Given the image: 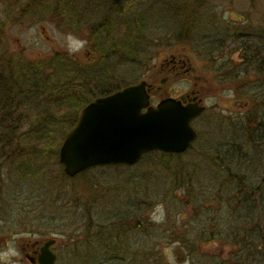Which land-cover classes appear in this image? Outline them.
<instances>
[{
    "label": "rangeland",
    "instance_id": "obj_1",
    "mask_svg": "<svg viewBox=\"0 0 264 264\" xmlns=\"http://www.w3.org/2000/svg\"><path fill=\"white\" fill-rule=\"evenodd\" d=\"M3 1H0V21L5 29L4 45L14 52H24L34 62L63 52L82 63L89 62L95 56L94 52L85 56L90 47L91 27L104 16L117 20L114 13L124 12L127 4V0H119L112 9L114 0H72V8L78 13L68 11L64 17L60 11L63 4H58L57 9L56 0H42L43 6L50 9L46 15L38 14L40 11L34 10L31 0ZM180 4L189 8L194 5L203 11L227 9L245 18L244 23H234L235 16L227 17L229 25L222 28H229L227 35L264 29V0H139L138 5L144 6L139 9V18L148 26L144 37L158 44L176 36L182 18L176 17L172 10ZM254 6L263 12L250 13ZM102 7L105 10L99 11ZM126 15L117 20L115 31L130 18ZM78 21L80 26L71 27ZM222 32L202 28L198 35L203 40L208 35L219 36L221 47L227 42L224 39L226 42L222 43V36H227ZM247 41L245 38L242 42ZM226 46L225 54L230 56L239 48L232 41ZM186 53L195 67L204 66L203 52L197 45L186 46ZM140 67L134 63L124 66L123 73L117 71L119 77L123 74V81H113V89L139 83ZM202 72L211 78L208 71ZM188 86L177 83L173 88L184 91ZM224 98L232 101L231 94ZM207 101L209 106L229 105L214 97ZM256 114V119L264 122V111L258 109ZM219 119L206 115L198 120L195 124L200 135L198 141L190 151L177 157L155 152L136 166L95 169L85 173L87 177L75 179L67 178L54 162L47 160L39 165L32 161L44 174L36 183L28 178L24 184L19 182L18 174L6 170L0 176V264H32L29 259L33 257L32 246L50 238L57 239L53 249L58 256L57 264H113L119 260L133 264L134 259L146 264L142 258L145 253L148 264H264V146L259 142L247 146L242 138H249L252 129L243 132L233 127L235 123L223 124ZM256 131L255 137L260 135V130ZM55 162L58 164V160ZM188 187L192 190L190 195ZM141 203H147V210L136 219L133 213ZM203 206L207 208L199 211ZM195 210L206 226L197 219L190 221ZM120 224L127 229L123 238L132 254L129 257L127 252L105 250L122 233ZM133 225H140L142 230L137 231ZM185 226L194 238L203 232L206 239L212 240L198 245L191 238L186 247L180 241L168 243L158 236L161 231L156 234L158 230L156 233L152 230L164 227L171 231Z\"/></svg>",
    "mask_w": 264,
    "mask_h": 264
},
{
    "label": "trees",
    "instance_id": "obj_2",
    "mask_svg": "<svg viewBox=\"0 0 264 264\" xmlns=\"http://www.w3.org/2000/svg\"><path fill=\"white\" fill-rule=\"evenodd\" d=\"M71 1L56 0L55 6H57V9H59L58 4L60 3L64 7L62 10L60 9L62 11L61 16H67L68 11L74 12V14L78 13L75 8H72L73 3ZM118 3L119 0H114L111 8H116ZM29 4L26 6L29 7ZM31 4L35 6L34 10L40 11H35L39 12L40 15H46L50 11V9L43 6L42 0H31ZM138 4L139 0H127L124 12L121 11L117 15L114 13L118 18L117 20H120L126 14V16H130L126 22L120 23L116 31L115 23L117 20L113 16H110V18H114V21L110 18L107 20L104 16L100 23L91 27L92 37L89 38V48L98 59L93 63L88 61L82 63L64 52L55 53L49 58L34 62V60L28 59L24 52H14L8 49L7 45H4L5 29L0 21V176L6 170H9L18 174L21 178L19 182L23 184L28 181V178L31 179L32 183H36L44 172L37 170L32 161L40 165L41 162L49 160L58 166L59 163L55 162L58 160L57 147L75 127L83 108L96 98L108 96L121 89H113V81H123V74L119 77L117 71L123 73L124 66L134 63L140 67L143 59H145L144 56H147L148 50L151 49L154 41L144 37L145 28L148 26L141 22L139 18L141 16L139 15V9L144 6ZM118 8H121V6ZM103 9L105 10L104 7L98 10ZM170 9L172 10V8ZM187 9L189 10V6L180 4L172 10L176 17L182 18L179 21V32L184 29V26L190 28V23L185 20L189 17ZM66 20L69 19L66 18ZM79 23L81 24L80 21L73 23L71 27L76 28ZM92 42L94 47H92ZM204 43L206 42L203 41V44H199V47L202 50H207L209 55L222 54L219 45H214L212 42L211 45H205ZM107 62L109 63L107 64ZM24 129L25 131L22 132ZM164 156L170 157L168 155ZM230 161L228 159V162ZM81 177L85 178L87 174H83L78 178ZM191 191L189 189V195L192 193ZM237 196L241 197L240 194ZM175 198L179 202L178 198ZM206 208L203 206V208H199V211ZM146 210L147 203H141L137 206L133 215L138 219V216L142 215L141 212ZM45 217L47 222L52 223L50 217ZM196 219L198 222L204 223L203 217L200 216L197 210L192 213L190 221ZM109 227L111 226L108 225L107 230L110 229ZM133 227L137 231L142 230L140 225H133ZM160 228L156 227L152 230L154 232L158 230L157 233L155 232L156 234L161 231L162 235L158 236H161V239H165L168 243L180 241L187 247L188 242L193 240L191 238H194L186 226L171 231L164 227ZM119 229L122 233L114 237V241H111L112 244L107 246L108 248H105V250L111 253L115 251L116 253L127 252L129 257L131 253L128 250L130 251V248L126 243V238H123V233H126L127 229L123 224ZM195 229L200 230L198 227H195ZM203 235V232L196 235L194 238L196 240L195 244L201 245L212 240L206 239ZM262 240L259 242H262ZM147 255L145 253V257H142L145 258L146 264L149 262ZM134 257L138 256L135 255ZM113 264L127 263L124 260L122 262L119 260V262L114 261ZM133 264H143V262L140 263V260L134 259Z\"/></svg>",
    "mask_w": 264,
    "mask_h": 264
},
{
    "label": "flooded vegetation",
    "instance_id": "obj_3",
    "mask_svg": "<svg viewBox=\"0 0 264 264\" xmlns=\"http://www.w3.org/2000/svg\"><path fill=\"white\" fill-rule=\"evenodd\" d=\"M249 10L254 15L263 12L255 6ZM188 11L189 17L185 20L190 23V28L184 26V29L170 40L167 38L168 40L164 39L158 44L154 42L140 65V82H145L147 85L145 89L150 96V106L157 107L160 102L168 99H174L184 107L199 105L205 111L193 122L195 130H197L195 126L197 121L206 115L210 118H220L219 121L222 123H235L233 127L243 132L252 129V135L249 138H242L247 142V146H253L256 142L264 146V122L261 123L259 119H256V111L258 109L264 111V29L262 31L250 30L248 34L234 32L227 35L230 32L229 28L222 30L224 25H229L227 17L235 16L234 23H244L245 18L239 17L230 10L219 8L207 11L200 8H189ZM202 28L216 30L221 34L222 31L226 32L227 36H222L223 40L238 43L239 48L232 56L225 54L227 42L224 40L222 43H226L221 46L222 54L209 55L207 50L199 47V44H203L204 41L205 45L212 43L219 45L220 37L208 35L203 40L198 35V31ZM245 38H248L247 44L242 42ZM190 44L197 45L203 52L204 66L200 68L201 73H199V67L193 65L186 53V46ZM85 52L86 57L92 56L89 48ZM202 70L208 71L211 78L206 77L207 75H204ZM177 83H187L189 86L184 91H174L173 87ZM212 90L217 93L211 94ZM226 94H231L232 101L225 100ZM213 97L229 105L222 106L217 103L209 106L207 100ZM226 115L231 118L225 117ZM256 128L257 131L260 130V135L255 137ZM199 136L198 133V138ZM243 150L245 151L246 147ZM42 245V242H36L32 246L33 257L29 259L34 260L35 264H38L36 252H39Z\"/></svg>",
    "mask_w": 264,
    "mask_h": 264
},
{
    "label": "water",
    "instance_id": "obj_4",
    "mask_svg": "<svg viewBox=\"0 0 264 264\" xmlns=\"http://www.w3.org/2000/svg\"><path fill=\"white\" fill-rule=\"evenodd\" d=\"M146 86L143 82L99 97L80 112L59 149V164L68 178L97 168L133 167L154 152L181 155L189 151L198 138L192 124L205 109L184 107L174 99L151 107ZM55 245L53 239L43 242L36 252L38 264L57 263Z\"/></svg>",
    "mask_w": 264,
    "mask_h": 264
},
{
    "label": "bare ground",
    "instance_id": "obj_5",
    "mask_svg": "<svg viewBox=\"0 0 264 264\" xmlns=\"http://www.w3.org/2000/svg\"><path fill=\"white\" fill-rule=\"evenodd\" d=\"M241 148H242V147H241ZM242 150H243V149H242ZM156 153H157V152H156ZM138 164H139V163H138ZM138 164H137V165H138ZM135 166H136V165H135Z\"/></svg>",
    "mask_w": 264,
    "mask_h": 264
}]
</instances>
